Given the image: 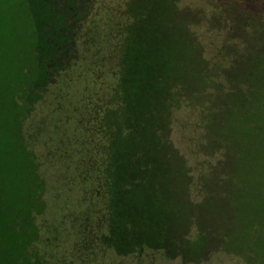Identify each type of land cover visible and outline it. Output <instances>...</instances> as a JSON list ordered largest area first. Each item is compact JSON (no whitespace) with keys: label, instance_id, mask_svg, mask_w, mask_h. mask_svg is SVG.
I'll return each mask as SVG.
<instances>
[{"label":"trees","instance_id":"obj_1","mask_svg":"<svg viewBox=\"0 0 264 264\" xmlns=\"http://www.w3.org/2000/svg\"><path fill=\"white\" fill-rule=\"evenodd\" d=\"M102 1L81 0L76 14L68 8L70 14L63 17L60 29L64 35L60 39L46 31L47 27L36 26L42 47L30 51L36 73L28 87L30 95L23 99L28 110L37 102L43 108L44 98L55 87L63 101L71 100L69 108L76 114L80 137L74 140L72 150L78 161L79 185L85 191L81 193V213L72 218L90 214L91 220L90 228L78 235L80 250L72 251H80L78 262L75 255L68 264H92L91 252L100 243L106 245L102 237L109 238L98 235L97 220L106 215L108 232L115 206L119 210L122 203L116 202L117 189L134 190L139 183L144 196L156 191L158 204L172 210L178 221L169 233L189 237L193 246L201 245L200 250L208 248L198 253L202 259L213 248L210 239L222 243L229 236L238 237L232 224L242 226V222L259 220L255 218L260 208L254 191L261 195L264 189V0H201L206 11L199 15L176 10V15H164L183 46L169 55L173 67L156 68L160 77L155 99L144 95L145 81L138 57L133 56L135 47L141 50L137 43L140 30L150 22L134 12L132 1L125 0L122 9L111 13L109 19L108 9L102 15L98 11ZM99 20L106 41L109 39L103 43H109L114 54V72L107 82L99 78L103 64L95 65L82 56L85 35L92 29L90 44L97 37L94 33ZM179 27L186 32H179ZM202 32L213 33L217 43L206 47L200 39ZM69 93L71 97H65ZM179 115H185L182 129L193 136L197 174L168 139L173 134L169 123L176 125ZM136 126L154 130L156 144H136ZM26 134L30 140L27 147L35 144L36 139ZM46 140L41 133L39 143L43 146ZM127 151L133 167L140 162L141 175H130L127 168V183L117 187V166ZM146 166L152 170L146 172ZM150 178L155 180L153 189ZM54 260L59 262L60 258Z\"/></svg>","mask_w":264,"mask_h":264},{"label":"rangeland","instance_id":"obj_2","mask_svg":"<svg viewBox=\"0 0 264 264\" xmlns=\"http://www.w3.org/2000/svg\"><path fill=\"white\" fill-rule=\"evenodd\" d=\"M125 1H132L134 12L150 22L149 26L140 30L137 43L141 50L139 52L135 47L133 56L138 57L139 72L145 81L144 95L155 99L159 95L155 84L160 77L159 74L157 76L156 68L168 65L173 67L174 61L169 55L172 50L176 51L183 46L175 34L176 29L169 27L170 22L167 23L164 15H176L175 10L177 13L199 15L203 10L206 11V5L201 0ZM102 2L98 11L102 15L108 9L109 19L111 13L122 9V0ZM80 6L81 0H0L1 264H68L70 256L75 255V262H78L80 251H72L80 250L78 235L82 230L90 228V214H81L83 218L77 220L72 218L73 215L79 217L81 213L79 209L84 200L81 199L84 188L79 185L76 166L78 161L72 150L74 140L79 139L80 135L76 114L69 108L71 100L63 101L60 91L54 87L50 89V96L44 98L43 108L37 102L28 110L27 103L23 101L30 95L28 87L36 73V64L30 58V51L35 46L42 47L36 26L47 27L46 31L60 39L64 35L60 29L63 17L70 14L66 10L73 9L71 13L76 14L79 13ZM98 24L100 26H97L94 33L97 37L90 44L88 39L93 31H87L82 56L95 65L103 64L104 69L98 70L99 78L107 82L106 79L114 72V54L109 43H103L107 36L102 33V20ZM177 30L186 32L182 27ZM200 39L206 47L210 43H217L213 33L202 32ZM148 80L151 81L147 85L145 83ZM65 97H71V93ZM184 119L185 115H179L176 125L169 123L173 127V134L168 139L173 141L197 174L199 162L193 153V136L182 129ZM135 130L139 132L134 140L136 144L141 147L156 144L154 130H144L140 126H136ZM26 132L30 134V138L36 139V143L29 147L27 145L30 140ZM41 133L47 139L43 146L38 141ZM146 134L148 137H145ZM43 139L45 142V138ZM151 151L152 156L155 155L154 147ZM128 153L127 151L124 156L126 159L122 157L117 166V187L121 183L124 186L127 183L125 169H129L130 175H141L138 171L140 162L137 161L133 167L132 162H129L133 158ZM150 161L155 164L154 157ZM145 169L148 172L152 167L146 166ZM150 180V188L153 189L155 180ZM263 191L264 189L261 195L254 191L255 197L257 196L255 201L260 208L256 210L255 218L259 220L242 222V226L235 222L232 227L238 237L229 236L222 243L217 239H210L213 248L200 259L201 254L198 253L206 246L200 250L201 245L199 244L200 248L193 246L189 237L177 238L172 235L173 232L169 233L178 220L173 218L171 209L162 208L158 204L156 191L152 192V196H144L141 183L134 190L126 187L122 190L119 186L115 199L117 203H122L119 210L115 206L117 210H114L115 217L110 230L106 231L105 214H101L97 220L98 235H107L109 238L100 237L101 241L107 242L106 245H96V251L91 252L92 264H264ZM222 246L224 249H221ZM56 256L60 258L59 262L54 260ZM87 263L90 264V261Z\"/></svg>","mask_w":264,"mask_h":264}]
</instances>
